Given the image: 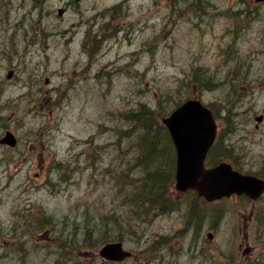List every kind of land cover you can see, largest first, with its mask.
<instances>
[{
	"label": "rangeland",
	"instance_id": "rangeland-1",
	"mask_svg": "<svg viewBox=\"0 0 264 264\" xmlns=\"http://www.w3.org/2000/svg\"><path fill=\"white\" fill-rule=\"evenodd\" d=\"M88 33L102 41L93 53ZM205 71H218L211 88ZM233 81L227 116L222 92ZM185 92L216 113V161L264 176V122L255 120L264 114V1L0 0V138H18L0 144V264H102L87 225L119 239L106 215L122 222L125 208L105 169L135 162L128 141L118 144L119 128L134 124L125 115L146 103L163 124ZM162 134L160 149L174 156ZM173 199L168 214L144 212L122 229L134 256L110 264H264V198Z\"/></svg>",
	"mask_w": 264,
	"mask_h": 264
},
{
	"label": "trees",
	"instance_id": "trees-1",
	"mask_svg": "<svg viewBox=\"0 0 264 264\" xmlns=\"http://www.w3.org/2000/svg\"><path fill=\"white\" fill-rule=\"evenodd\" d=\"M89 40H95L96 43L101 41L100 39H97V35H93L92 33H88L87 35L86 41ZM232 74L234 75L236 73L230 71L227 76L229 77ZM205 75L207 77V84L205 86L211 88V82L213 80H218L219 78L218 71H205ZM202 79V73L191 77L185 82L186 90L191 87L192 80L200 82ZM233 82L234 83L228 86V90L226 89L222 92L224 96L223 101L226 108L224 110L227 116L234 108L233 100L229 99V94L237 91V85L240 81ZM215 89L216 88H212L211 90ZM187 92L184 94L186 99L192 97L193 95ZM182 101H176L175 105L179 106ZM217 111L219 117L225 121L220 110ZM159 115L160 114L157 110L152 109L146 103H140L139 107L128 112L125 116L131 123L133 122L134 124L127 130L119 128L121 135L118 140V144L122 148L124 143L128 141V143H126L128 148L126 155L131 156V158L135 156V162L134 164L128 162L129 164H132V166L126 168L108 167L105 169L106 174L114 177L117 183L120 198L119 206L125 208V212H123L125 217H122V222H120L121 217L115 215V212L112 215H106V222L113 221L114 224L119 223V227H121L120 232L115 238H119L120 240L122 239V229L125 227H132L134 220L139 214L144 212L145 214H149L152 211H157L161 214H168L174 210L173 206L176 204L173 199L176 171L175 153L174 156L173 153L172 155L167 154L168 151H166V154H164V152L160 149V147H162V145L165 143L162 129L167 130V128L164 124L159 122ZM168 138L172 145L169 135ZM120 154L123 156L122 150L120 151ZM167 155H169L170 160L173 156V163L171 166L169 165V168L166 164H164L168 161ZM235 163L238 164L237 162ZM94 169H96V167ZM62 176L63 174L61 177ZM121 197L123 198L121 199ZM88 210L89 209H87V211ZM88 226L89 224L87 225V233L89 235H99L95 241V247L97 245L104 244L111 239L109 236L112 235L108 234L107 225L103 224V228H101L99 226V221H96L95 224L89 229ZM100 231H103L102 235L100 234ZM91 240L92 238L87 240V242H91ZM74 264L84 263L77 261ZM102 264H110V262L102 261Z\"/></svg>",
	"mask_w": 264,
	"mask_h": 264
},
{
	"label": "water",
	"instance_id": "water-1",
	"mask_svg": "<svg viewBox=\"0 0 264 264\" xmlns=\"http://www.w3.org/2000/svg\"><path fill=\"white\" fill-rule=\"evenodd\" d=\"M62 13L63 9H60ZM12 74L13 71H10L8 77ZM262 119L263 116L257 117L258 121ZM163 121L177 149L176 188L179 191L196 189L209 201L232 194H247L257 199L264 193V179L243 174L228 162L210 168L205 166L208 151L216 138L217 123L213 111L201 100H187ZM0 142L15 146L17 139L11 131H7ZM131 254L121 241L106 243L100 249V255L109 261H121Z\"/></svg>",
	"mask_w": 264,
	"mask_h": 264
},
{
	"label": "bare ground",
	"instance_id": "bare-ground-1",
	"mask_svg": "<svg viewBox=\"0 0 264 264\" xmlns=\"http://www.w3.org/2000/svg\"><path fill=\"white\" fill-rule=\"evenodd\" d=\"M101 44H102V41H99L94 46L93 45H89V46L84 47V50L87 51V52L97 51L101 47Z\"/></svg>",
	"mask_w": 264,
	"mask_h": 264
},
{
	"label": "flooded vegetation",
	"instance_id": "flooded-vegetation-1",
	"mask_svg": "<svg viewBox=\"0 0 264 264\" xmlns=\"http://www.w3.org/2000/svg\"><path fill=\"white\" fill-rule=\"evenodd\" d=\"M248 251V250H247Z\"/></svg>",
	"mask_w": 264,
	"mask_h": 264
}]
</instances>
